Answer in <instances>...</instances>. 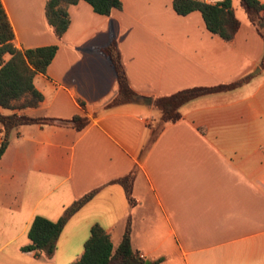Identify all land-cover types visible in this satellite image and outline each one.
Masks as SVG:
<instances>
[{
	"label": "crops",
	"instance_id": "1",
	"mask_svg": "<svg viewBox=\"0 0 264 264\" xmlns=\"http://www.w3.org/2000/svg\"><path fill=\"white\" fill-rule=\"evenodd\" d=\"M0 1L16 49L57 46L33 79L38 105L0 108L54 121L8 133L0 157V264H74L93 225L116 247L127 220L131 248L144 263L264 264V39L237 0L245 16L232 7L239 27L228 41L210 33L198 11L177 15L173 0H120L108 16L79 1L67 8L60 38L46 23V0ZM111 39L134 102L110 106L118 83L97 49ZM244 77L233 90L186 102L178 120L159 125L155 99ZM74 116L87 125L77 131ZM132 172L130 204L114 182ZM93 190L50 259L21 252L34 217L55 222Z\"/></svg>",
	"mask_w": 264,
	"mask_h": 264
},
{
	"label": "trees",
	"instance_id": "2",
	"mask_svg": "<svg viewBox=\"0 0 264 264\" xmlns=\"http://www.w3.org/2000/svg\"><path fill=\"white\" fill-rule=\"evenodd\" d=\"M79 1L86 2L94 13L102 16H108L113 10L121 9L120 0H46L44 6L46 23L57 38L64 34L69 25L67 8ZM237 1L250 23L258 28L264 39V15H260L263 6L258 0ZM172 7L174 12L181 16L198 11L206 29L224 41L232 39L239 27V21L232 9V0H224L220 6H210L202 0H173ZM13 39L12 28L0 1V108L22 111L26 108H35L42 100V95L34 88L33 79L36 75L46 72L57 51V46L18 50L13 45ZM97 50L108 59L118 83L117 95L110 106L136 101L137 95L128 86L115 40L111 39L106 46ZM5 55L10 56L8 61L3 60ZM260 66L264 68V51ZM246 80L247 78L244 77L230 84L184 89L170 96L155 99L154 106L161 112L162 123L175 122L180 117L179 107L186 102L203 95L233 90ZM53 122L49 118L29 117L23 113L19 115L16 112L8 115L0 113V127L3 131L0 157L8 145V133L12 129L22 125ZM70 122L77 131L87 125V120L79 116H74ZM133 178L132 172L114 182L122 186L130 204H133L131 195ZM95 192V190L90 191L74 200L55 222L40 216L34 217L27 232L29 243L20 248L21 252H32L35 256L43 254L50 259L67 220L88 202ZM160 261L159 259L154 264ZM74 264H144V260L131 248L130 221L127 220L124 233L116 247H113L108 235L99 225H93L83 245V252Z\"/></svg>",
	"mask_w": 264,
	"mask_h": 264
},
{
	"label": "rangeland",
	"instance_id": "3",
	"mask_svg": "<svg viewBox=\"0 0 264 264\" xmlns=\"http://www.w3.org/2000/svg\"><path fill=\"white\" fill-rule=\"evenodd\" d=\"M237 1L236 0H232V7L234 8L235 10V14L236 15H244L243 11L239 8V6L237 5ZM245 16V15H244ZM159 125H162V122L160 121ZM170 264H178V263H170Z\"/></svg>",
	"mask_w": 264,
	"mask_h": 264
},
{
	"label": "built area",
	"instance_id": "4",
	"mask_svg": "<svg viewBox=\"0 0 264 264\" xmlns=\"http://www.w3.org/2000/svg\"><path fill=\"white\" fill-rule=\"evenodd\" d=\"M205 4L210 5V6H220L224 0H202ZM142 258V256H139Z\"/></svg>",
	"mask_w": 264,
	"mask_h": 264
},
{
	"label": "water",
	"instance_id": "5",
	"mask_svg": "<svg viewBox=\"0 0 264 264\" xmlns=\"http://www.w3.org/2000/svg\"><path fill=\"white\" fill-rule=\"evenodd\" d=\"M144 264H150V263L146 261Z\"/></svg>",
	"mask_w": 264,
	"mask_h": 264
}]
</instances>
